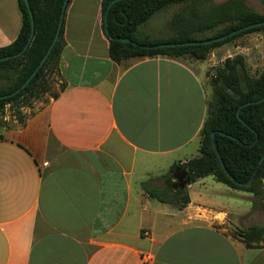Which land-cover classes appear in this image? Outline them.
Segmentation results:
<instances>
[{
  "label": "crops",
  "instance_id": "crops-1",
  "mask_svg": "<svg viewBox=\"0 0 264 264\" xmlns=\"http://www.w3.org/2000/svg\"><path fill=\"white\" fill-rule=\"evenodd\" d=\"M100 4L69 0L57 65L64 89L23 127L0 128V264H264V244L246 247L212 226L215 214L236 224L251 212L212 176L174 185L164 202L145 192L164 191L157 178L198 156L207 73L229 57L227 45L244 57L247 49L234 39L203 60L116 64ZM20 26L17 0H0V47Z\"/></svg>",
  "mask_w": 264,
  "mask_h": 264
},
{
  "label": "trees",
  "instance_id": "trees-1",
  "mask_svg": "<svg viewBox=\"0 0 264 264\" xmlns=\"http://www.w3.org/2000/svg\"><path fill=\"white\" fill-rule=\"evenodd\" d=\"M184 0H101V21L105 37L108 40V56L116 64L126 59L150 58L158 55L172 58L188 56L203 60L209 52L220 45L231 42L245 34L264 29V25L249 28L225 39L207 45H183L191 41L212 39L243 27L264 22V15L252 12L239 1H230L218 7L220 16L208 15L206 20L217 25L215 33L208 37H194L190 29L174 25L175 34L166 39L146 38L139 40L136 31L156 11L173 3ZM69 0L67 1L68 4ZM34 22L31 42L23 53L17 55L27 43L30 33V19L23 0H17L21 12V26L17 37L10 44L0 47V112L5 105H16L22 99L37 93L36 87L48 71L56 68L64 46L63 22L59 36L41 67L35 72L27 85L17 93L15 91L26 81L45 55L55 34L63 0H28ZM67 6V5H66ZM109 7V8H108ZM106 18L104 13L107 10ZM129 39L121 42L118 39ZM162 44L170 46L160 47ZM8 59H5V58ZM210 85L216 95V110L207 117L199 132L198 156L186 162V178L189 183L198 178L212 176L217 182L231 190L252 192L251 185L264 170V159L250 181L260 157L264 154V69L260 76L251 78L245 72L244 57L234 55L225 58L222 66L216 69ZM64 89L61 83L59 91ZM58 96L53 95V99ZM263 99V100H261ZM253 104L241 106L245 103ZM19 119L21 127L23 121ZM220 132V133H219ZM214 133V144L210 134ZM219 156V158H218ZM179 167L172 165L168 174L163 176L164 191L145 190L149 196L164 202L167 191L174 185L170 173ZM182 205L188 202L185 189H176ZM264 234V225H252L239 234V240L246 247H257Z\"/></svg>",
  "mask_w": 264,
  "mask_h": 264
},
{
  "label": "rangeland",
  "instance_id": "rangeland-1",
  "mask_svg": "<svg viewBox=\"0 0 264 264\" xmlns=\"http://www.w3.org/2000/svg\"><path fill=\"white\" fill-rule=\"evenodd\" d=\"M230 1H239L252 12L264 15V0H184L183 2L173 3L156 11L146 22L137 28L136 37L139 40L146 38L166 39L175 34V27L177 25L190 29V35L194 37H208L215 33L216 29L222 27L223 24L217 25V22H212L213 25H216L213 27L206 20V17L211 14L220 16L221 12L218 7ZM176 23L177 25L174 26ZM253 33V38L250 41L239 40L241 38L234 41H237L235 42L236 46L247 49H243L245 57L242 56L244 57L245 72L249 77L257 78L264 69V29ZM235 49L238 48L229 44L226 46L223 55L232 57L235 55ZM221 58L223 59V57H220V60ZM223 61L219 62L217 66L210 68L207 73L209 115H212L216 110V95L213 93L210 80L216 74V69L222 66ZM60 84L56 68H52L36 87L37 93L34 96L22 99L16 105L4 106L0 112V128L21 127L18 118L23 121L24 126L31 116L53 99V95L59 92ZM165 174H168V171L157 178L158 182L156 184L158 183V185L156 187L158 189L163 184V176ZM170 175L172 174L170 173ZM251 188L252 192L233 190L237 195L248 198L251 201L250 214L241 216L238 220L239 223L236 224H232L231 220L233 218L231 219L230 216L228 220H225V215L215 214L211 218V224L214 228L233 239L239 240L238 234L249 225H264V170L259 171V176L251 185ZM239 203L241 204V202ZM259 244H264V234Z\"/></svg>",
  "mask_w": 264,
  "mask_h": 264
},
{
  "label": "water",
  "instance_id": "water-1",
  "mask_svg": "<svg viewBox=\"0 0 264 264\" xmlns=\"http://www.w3.org/2000/svg\"><path fill=\"white\" fill-rule=\"evenodd\" d=\"M24 1V4L26 6V9H27V12L29 14V19H30V33H29V37H28V40H27V43L25 44V46L23 47V49L17 54V55H20L21 53L24 52V50L27 48V46L29 45V43L31 42L32 40V37H33V33H34V22H33V17H32V13H31V10H30V7H29V3H28V0H23ZM67 1L68 0H63V3H62V6H61V11H60V15H59V19H58V24H57V28H56V31H55V34L53 36V39L45 53V55L42 57V59L40 60V62L38 63L37 67L34 69V71L29 75V77L26 79V81L20 86L19 89H17L15 91V93H17L21 88L25 87L27 85V83L29 82V80L33 77V75L35 74V72L41 67V65L44 63L45 59L47 58L48 54L50 53L53 45L55 44V42L57 41L58 39V36H59V31H60V28H61V25H62V22H63V17H64V13H65V9H66V5H67ZM109 8V7H108ZM108 8L107 10L105 11L104 13V19L106 18V15H107V11H108ZM260 25H264V22H261V23H256V24H253V25H250V26H247V27H243V28H240L238 30H235L231 33H229L228 35H225V36H220V37H216V38H212V39H207V40H200V41H191V42H186V43H183V45H207V44H211L213 42H218V41H221L223 39H225L227 36H230V35H233V34H236L240 31H243V30H246V29H249V28H253V27H257V26H260ZM118 41H121V42H131L129 39H118ZM171 44H162V45H159L160 47H163V46H170ZM5 59H8L7 57ZM1 98V97H0ZM264 99V98H263ZM261 99V100H263ZM254 102H250V103H245L241 106H245V105H249V104H253ZM220 133V132H219ZM210 137H211V140H212V143H213V148L215 149L216 151V148H215V144H214V133H211L210 134ZM217 152V151H216ZM219 158V156H218ZM264 159V154L260 157L257 165H256V168L253 172V175L250 179V181L253 179L254 177V174L258 168V166L261 164L262 160ZM176 180L178 181L177 183V186L179 188H183L185 185H187L189 183V180L186 178V163H183L180 167L177 168V174L175 176Z\"/></svg>",
  "mask_w": 264,
  "mask_h": 264
}]
</instances>
